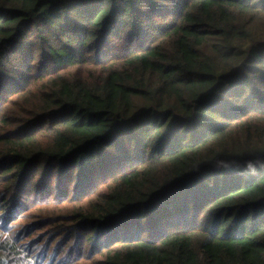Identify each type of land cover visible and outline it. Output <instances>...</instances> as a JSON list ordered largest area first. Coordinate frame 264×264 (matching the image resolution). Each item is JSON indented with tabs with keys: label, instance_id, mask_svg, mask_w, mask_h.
<instances>
[{
	"label": "trees",
	"instance_id": "16d2710c",
	"mask_svg": "<svg viewBox=\"0 0 264 264\" xmlns=\"http://www.w3.org/2000/svg\"><path fill=\"white\" fill-rule=\"evenodd\" d=\"M0 264H264V0H0Z\"/></svg>",
	"mask_w": 264,
	"mask_h": 264
},
{
	"label": "rangeland",
	"instance_id": "374dc122",
	"mask_svg": "<svg viewBox=\"0 0 264 264\" xmlns=\"http://www.w3.org/2000/svg\"><path fill=\"white\" fill-rule=\"evenodd\" d=\"M35 234L37 235V234H39V233L37 232V233H35Z\"/></svg>",
	"mask_w": 264,
	"mask_h": 264
}]
</instances>
